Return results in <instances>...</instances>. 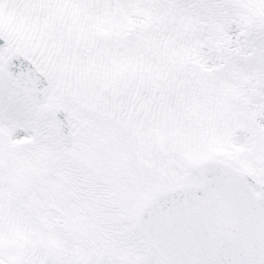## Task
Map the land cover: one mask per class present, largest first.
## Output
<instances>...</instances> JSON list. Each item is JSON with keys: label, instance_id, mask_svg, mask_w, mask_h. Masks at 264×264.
<instances>
[{"label": "snow or ice", "instance_id": "1", "mask_svg": "<svg viewBox=\"0 0 264 264\" xmlns=\"http://www.w3.org/2000/svg\"><path fill=\"white\" fill-rule=\"evenodd\" d=\"M0 264H264V0H0Z\"/></svg>", "mask_w": 264, "mask_h": 264}]
</instances>
